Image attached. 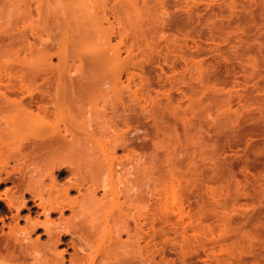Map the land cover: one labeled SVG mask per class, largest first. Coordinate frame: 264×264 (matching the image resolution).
Segmentation results:
<instances>
[{
    "label": "rangeland",
    "instance_id": "1",
    "mask_svg": "<svg viewBox=\"0 0 264 264\" xmlns=\"http://www.w3.org/2000/svg\"><path fill=\"white\" fill-rule=\"evenodd\" d=\"M38 4L39 9L33 0L30 7L35 28L30 34L21 31L24 7L3 6L5 13L0 15L6 16L0 22L13 36L2 41L21 58L27 55L24 64L16 65L19 70L27 62L29 69L48 60L47 73L42 70L37 80L45 83L40 82L41 75L53 80L51 94L66 91L69 101L63 110L71 113L72 121L66 123L77 139H70L69 147L50 151L48 142L35 144L32 136L23 140L25 135L18 134L27 171L14 178L33 175V189L41 190L44 199L69 180H82V193H95L97 200L81 205L79 216L98 224L100 187L110 173L102 166L106 156L97 148L113 139L115 160L130 162L126 168L121 163L115 168L125 178L122 185L127 190L125 195L118 192V202L127 196L131 211L116 222L113 230L120 240L114 244L112 259L104 258L101 264H264V0H40ZM23 40L31 44L29 54ZM92 49L98 50L96 56ZM59 76L64 83L70 78L74 83H94L92 91L85 94L76 87L71 95L65 84L54 83ZM137 90L143 95L140 91L134 95ZM8 105L11 108L4 106V114L15 106ZM5 119L0 118L1 128ZM34 121L40 123L42 117L35 116ZM24 124L21 130L27 131L30 126ZM87 129L95 136L86 134ZM114 132L124 136L117 138ZM62 159L70 163L72 175L66 169L58 171L57 166L66 165H59ZM171 187L177 197L169 193ZM6 188L26 194L22 184H0V192ZM77 192L70 188L69 196L74 198ZM30 196L25 195L28 202L21 209L20 226L28 215L45 219ZM136 208L144 216L142 255L136 243ZM58 216L54 212L49 219ZM35 236L45 242L41 225L31 231ZM66 248L58 244L59 250ZM20 252L14 250L13 264H31L32 256ZM71 252L69 248L64 254L65 264Z\"/></svg>",
    "mask_w": 264,
    "mask_h": 264
},
{
    "label": "bare ground",
    "instance_id": "2",
    "mask_svg": "<svg viewBox=\"0 0 264 264\" xmlns=\"http://www.w3.org/2000/svg\"><path fill=\"white\" fill-rule=\"evenodd\" d=\"M39 2L40 0H34V3L37 4L36 5L37 9H39V4H38ZM8 3L13 4V5L15 4L14 8H16V4H18L19 7L21 5L24 7L25 11L23 12V15L20 17L22 18L20 19V22H22L20 25L22 27L21 31H23L24 33L25 32L33 33L35 30L34 25H33L34 21L30 13V7L32 6L33 0H0V14L5 13L4 12L5 8L3 9V6H6ZM6 7H9V5H7ZM11 11H12V8H11ZM81 14H83V16L87 15V13L85 12H81ZM5 16L0 15V19L1 18L4 19ZM4 22H7V21H4ZM16 27L18 26L16 25ZM1 28L3 29V24H1L0 22V118H2L3 116H4V119L6 118L5 121H3V123H6V125H3L2 126L3 128H1L0 126V143H1V147L5 148L4 154H2L3 151L2 153L0 151V156L4 155L5 157V159H3L4 157L1 158L4 161L2 160L0 161L3 163V164L1 163L2 165L0 164L1 165L0 166V184L12 182L14 187L22 184L24 190H26V194L29 193L31 195L30 197H32L31 198L32 201L34 199L33 202L40 209V212L43 214V216H45V219L43 221H40L39 219H36L35 217L31 218L28 215L25 217L26 219L25 224L20 226L19 219L21 216V209H23V207H25L28 202L27 200L28 198L26 199L25 197L26 194L23 192L21 194L19 193L16 194L15 193L16 191L13 190V188H6L2 192H0V213L7 211L5 214H0V264L16 263L12 255L14 250L16 249L19 252L22 251L24 254L26 253L28 256L31 255L32 256L31 264H65L64 254L69 248L72 249V252L68 254L69 256L68 264H101L102 262L101 260H103L104 258L110 259L112 257L110 256V254H113L114 244L118 243L120 240V234L118 232L116 233V231H115L116 234H114L113 229H117L114 227L115 224L117 225L118 222L120 223V219L127 217V215H129L131 211V209L130 211H128L129 209L126 207L127 205H129V203L127 202V200L129 201L127 196L123 202H118L120 201L118 200L119 199L118 192H120L121 190L125 195V193L127 194V190H126V187L122 185L125 182L124 181L125 178L124 180H122L123 179V178L121 179L122 175L119 174L115 168V165H120L121 162L116 161L115 160L116 157H114L115 145L112 142L114 140L112 139L111 141H109V139L108 140L106 139V138H109V136L108 137L106 136L105 140L109 142L107 144L106 142L105 144L104 143L99 144L100 146H98L99 148H97L98 151L95 149L98 153L101 152L106 156V160L103 159V161L105 160V162H103L105 164H102V166L106 168V170L108 169V172L110 173L109 174L110 178L107 180H102V183H101L102 185L100 187V189L101 188L103 189L102 195H101V200L103 199V201L102 202L100 201V204H99L100 208L98 210H101L100 211L101 214H100V222H98V224L93 223V221L92 223L87 222L89 220H86V222L85 220L82 221L81 216H79V213H80L79 211L82 210L83 205H85L86 203L89 204L91 201L97 200L95 193L93 195L92 194L89 195L86 193L84 194V192L82 193L84 189V186L82 187V184L84 183H81L82 180H78L80 181L78 182L77 180L72 179V182H70L69 180L70 183L67 181L68 184H64L67 186L66 188L64 185H62L64 186L63 189L65 188L64 190L62 189V186L60 188H57L59 189L57 190V193L54 192L56 191L54 189L53 190L54 194L51 192L49 195L47 194L48 196H46V198L49 197L47 199H44L45 197H43L44 195L41 194L40 192L41 190H38L39 192H37L36 191L37 188H35V190L33 189V187H35V185H33L34 182L32 181L33 175L31 177L30 176L31 174H28L29 176L24 178L25 180L24 179L22 180L21 178L16 180V177L14 178V175L15 174L23 175L22 171L26 170L24 169L25 163L21 161L24 155L19 149L21 145L20 143H22L21 141L22 139L20 138V135L18 134H21V137L25 135L23 136V140L27 135L32 136L35 140V144H38L40 142H43V143L48 142L46 144V150H50V151L51 149L55 150L56 148H59L62 146L69 147L70 144L72 143L71 141H74L77 138H75L76 132H74L73 129H70L68 127V124L66 123V122L72 121L71 113H69L68 111H67L68 113L64 112L65 109L63 110L64 102L65 100H68L65 97L66 91L64 93L58 91L55 94H51V92L49 93V91L51 90L49 88L50 86H52L51 81L53 80L50 81L48 80L49 78L48 79L47 77L44 78L45 76L43 77L42 75H41L42 79L40 82L45 81V83L44 84L42 83L43 84L42 85L37 80V76H39L38 74L40 73L42 74V70H44L45 72V73L43 72L44 75L47 73L46 67L49 66L48 60L41 61L40 64L37 63L33 68L32 66L31 67L28 66L29 69L26 67L29 64L28 62H27L28 64L26 63L25 64L26 66L24 65V67L21 64L20 66L23 67V70L21 68L19 70L16 65L17 64L19 65L21 62L22 63L25 62L23 61V59H26L25 57L27 55H24L25 57L21 58L19 54L15 52H11L8 46L4 45L6 44V42H4L5 40L2 41L3 38L7 40V39L12 38L13 35L12 33L10 34V32H8L11 30L9 27L8 28L10 30L6 28L2 30ZM26 41L23 40L22 43L23 45L24 43L26 45V47H24L25 45L23 46L25 48L24 50L25 53L29 54L26 52V50L27 49L28 51L31 50V44L29 41L27 42ZM90 52L96 56L98 53V50L92 49L90 50ZM31 64L33 65V63H30V65ZM15 66L17 67V70ZM196 67L197 65L195 66V68ZM48 70L50 69L48 68ZM61 77L58 78V80H55L54 83L56 84L61 83L63 85L65 84L64 86H66L65 88L69 89L67 91H69L70 94L75 91L74 89L76 87H79L78 88L79 91L83 90L81 92H85V94L90 93L92 91V87L94 83L89 84L87 81L86 82L81 81V82L74 83L71 81V78L66 83H64L65 81L62 80ZM39 87L40 88L42 87L43 89H40ZM135 89H141V88L137 87ZM139 91L140 90L135 91L134 95L136 94L137 96ZM69 92H67V94H69ZM140 94L143 95L142 92ZM140 94H139V97H141ZM11 95H13L14 98ZM71 100L73 101V99ZM8 104L15 105L18 108L22 107L24 109L20 108L19 110H17L16 108L15 110L14 108L15 106L14 107L12 106L13 110L11 109L12 111H7V114H4L3 113L4 106L11 108V106H9ZM35 116H41L42 122L36 124V122L34 121ZM23 122L25 124H28V126L24 124V126L22 127L30 126L29 128H26L27 131H29V133L27 134H24L26 130L25 131L23 130L24 132L21 130L23 128H21L20 125H23ZM12 126L16 128L13 129ZM18 127L20 129H17ZM61 127H64V129L62 128L61 130L60 129ZM14 130H16L17 135L19 136V138H17L18 141L15 139L16 132ZM115 130L117 131V129ZM85 132L90 137L95 136V132L91 129H87L85 130ZM110 133L113 135L112 132ZM114 133L116 134L117 132H114ZM109 134L107 133V135ZM118 135L116 134V137L120 139H122V137L124 136L120 134L122 137H119L120 135L119 136ZM14 139L18 143L20 141L21 142L19 144L18 143L16 144ZM70 139H73V140L70 141ZM13 143H15L16 145L15 144L13 145ZM112 145L114 147H112ZM1 147H0V150H1ZM62 160L63 161H61L59 165H62V164H66V165L60 166L59 168L57 166L58 171L61 173L64 171V169H66L65 171L70 172V174L72 175L73 174L72 171L74 170L71 169L70 163H68V161L66 162L64 159ZM130 160H132V158ZM128 163L130 162H127L126 165L125 164L123 165L121 163L122 167L124 166L126 168L127 165H130ZM26 167L28 166L26 165ZM123 173L126 174L125 171ZM24 174H25V171H24ZM53 179L54 177L51 178L52 182H54ZM119 184L124 186V190L126 192H124V190L121 189L122 186H120ZM106 186H109V188L106 189L107 188ZM70 188H73L78 191L77 195L74 198L69 196ZM172 190L173 188L171 189V191H169V193H173V197H177L175 196L176 191L174 190L175 192L174 193L172 192ZM78 193H81V194H78ZM165 195H168L170 198L172 197V194L165 193ZM164 202L166 203V201ZM123 203L124 205L122 206ZM126 203L128 204L126 205ZM80 207L81 209H79ZM123 208H125V210H123ZM119 209H122V210H119ZM136 209H137V212L135 215V220H136L135 234L137 237L136 243L139 249L138 252L140 253V255H142L144 246L142 245L141 241L143 240V234L145 231L143 228L144 216L140 209L139 210L138 208ZM66 210H69V213H70L67 216L64 215V212ZM54 212L59 213V216L57 217V220H50L49 217L51 213H54ZM82 212L80 213V215L82 214ZM127 212L129 213L127 214ZM187 218H190V217H187ZM125 223L126 222H123L122 224L125 225ZM38 225H41V228H43L44 234H46L45 242H40L39 236L37 237L35 236L36 238L31 237V231L35 230L36 226ZM96 225L98 227H96ZM101 226H103V228ZM195 228L198 229V227H195ZM61 243H64L65 246H68V248L59 250L58 244H61ZM16 259L17 258H15V260ZM140 259H142V257Z\"/></svg>",
    "mask_w": 264,
    "mask_h": 264
}]
</instances>
